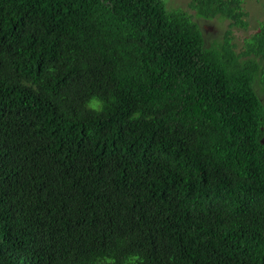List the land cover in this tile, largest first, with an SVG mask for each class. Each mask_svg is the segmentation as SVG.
Instances as JSON below:
<instances>
[{
    "label": "trees",
    "instance_id": "16d2710c",
    "mask_svg": "<svg viewBox=\"0 0 264 264\" xmlns=\"http://www.w3.org/2000/svg\"><path fill=\"white\" fill-rule=\"evenodd\" d=\"M256 84L264 24L237 53L163 0H0V264H264Z\"/></svg>",
    "mask_w": 264,
    "mask_h": 264
},
{
    "label": "rangeland",
    "instance_id": "374dc122",
    "mask_svg": "<svg viewBox=\"0 0 264 264\" xmlns=\"http://www.w3.org/2000/svg\"><path fill=\"white\" fill-rule=\"evenodd\" d=\"M191 0H163L166 9L169 12H188L192 15L195 22L202 29L205 47H210L214 43H220L224 39L227 32L231 33L232 43L237 53L243 51L244 40L251 34L255 33L261 24H264V0H244L243 8L247 13L245 18L247 26L232 27L225 19H205L190 10L189 3ZM261 101L264 104V91L259 84L255 85Z\"/></svg>",
    "mask_w": 264,
    "mask_h": 264
},
{
    "label": "clouds",
    "instance_id": "9594fccd",
    "mask_svg": "<svg viewBox=\"0 0 264 264\" xmlns=\"http://www.w3.org/2000/svg\"><path fill=\"white\" fill-rule=\"evenodd\" d=\"M109 102L115 103V98H110V100L106 102L100 96L93 95L85 103L84 107L87 112H91L97 116H100L105 113L107 103ZM139 116V113H134L131 119H138ZM96 264H117V261L109 256H104L103 258H98ZM123 264H145V262L141 255L134 253L125 258Z\"/></svg>",
    "mask_w": 264,
    "mask_h": 264
}]
</instances>
